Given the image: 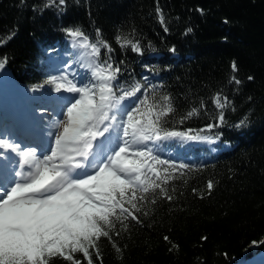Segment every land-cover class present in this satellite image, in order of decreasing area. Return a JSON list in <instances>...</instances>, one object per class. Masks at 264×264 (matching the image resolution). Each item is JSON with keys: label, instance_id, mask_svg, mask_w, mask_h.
Wrapping results in <instances>:
<instances>
[{"label": "trees", "instance_id": "obj_1", "mask_svg": "<svg viewBox=\"0 0 264 264\" xmlns=\"http://www.w3.org/2000/svg\"><path fill=\"white\" fill-rule=\"evenodd\" d=\"M44 0H0V59L7 57L4 70L18 83L39 92H56L62 80L48 58L69 50L61 27L80 26L95 42V29L115 50L121 65V82L140 83L148 88L147 104L142 105L145 120L168 108L160 116L168 130H204L219 139L215 152L209 144L165 141L154 154L170 163H187L188 169L157 166L161 179L147 173V184L160 183L171 201L158 188L137 190L139 212L125 204L140 222L111 217L115 227L104 230L96 246L102 264H236L264 250V0H69L67 13L58 18L43 8ZM169 31L165 33L157 8ZM35 8V11H34ZM203 10V13L199 11ZM227 21V23H225ZM187 28L191 33L184 35ZM12 35L11 39L8 37ZM139 41L142 54L122 49L116 36ZM99 46V45H98ZM175 46V52L170 48ZM101 48L99 64L104 59ZM235 61L237 72L231 69ZM235 76L239 85L230 83ZM55 77V83H46ZM131 77V79H129ZM249 77L253 79L249 80ZM147 80V84L144 83ZM217 93L231 101L223 111L225 124L208 132L219 110ZM169 96L164 101V96ZM155 105V107H150ZM195 107L197 113H187ZM235 108V111L232 108ZM246 125L234 127L241 118ZM126 119V117H124ZM229 148H224L225 144ZM183 149L192 160L173 158L162 152ZM134 158V157H132ZM149 163H152L149 161ZM212 181L209 192L207 183ZM195 189V191H193ZM153 199L155 203H152ZM118 211V210H117ZM119 232L117 236L116 233ZM167 236L168 240L164 237ZM202 237H207L206 240ZM256 243L258 248H252ZM93 264H100L96 251L89 248ZM74 257L87 264L82 253ZM51 264H70L56 257Z\"/></svg>", "mask_w": 264, "mask_h": 264}, {"label": "snow or ice", "instance_id": "obj_2", "mask_svg": "<svg viewBox=\"0 0 264 264\" xmlns=\"http://www.w3.org/2000/svg\"><path fill=\"white\" fill-rule=\"evenodd\" d=\"M74 2L78 4L79 0ZM69 7V0H44L40 14L50 9L60 18ZM199 11L203 13L202 9ZM157 13L164 32L168 33L169 28L159 7ZM60 31L74 47L90 49L92 61L83 66V73H71V80L65 81L67 87L57 85V93L72 95L64 105L66 113H62V116L66 119L60 121L63 131L49 134L54 139L55 147L50 146L41 153L42 159L35 148L31 152L22 151L19 143L7 133L0 132V264H51L56 257L70 264H83L74 257L73 253L77 252L83 254L87 264H93L90 247L95 249L96 259L102 264L96 241L101 236L111 239L109 231L104 230L105 227H115L111 217L121 224L129 217L140 222L139 217L125 207L128 204L136 212L140 211L136 202L143 201L145 197L137 195L138 189L148 192L149 187L158 188L162 198L168 201L173 199L160 183L147 184V173H153L160 180L157 166H167L163 169L165 176L162 181L166 183L171 179L169 168H190L187 163L177 165L170 163L169 159H161L158 153L154 154L153 148L148 147L149 142L157 144L176 139L200 141L209 138L204 130H168L160 121V116L172 111L171 108L160 111L156 119L145 120L143 117L150 112L144 113L141 106L147 104L148 88L142 89L140 83L129 85L128 80L121 82L123 61L115 60V50L102 39L99 28L95 29L96 41L92 43H88L89 37L80 26H62ZM191 31V28H187L184 35ZM12 35L14 33L8 39ZM115 39L122 49L131 46V51L142 54L139 41L133 42L126 37L122 39L119 35ZM7 42L0 38V46ZM101 48L105 50L101 61L104 68L96 71L95 61L100 57ZM175 50V46L170 48L173 53ZM6 62L7 57L0 59V69L4 68ZM231 69L234 73L238 71L235 61ZM104 71L110 74L101 75ZM94 76L99 79L94 80ZM55 79L53 77L46 83H55ZM144 83L147 84L146 79ZM230 83L239 85L241 81L233 76ZM40 88L37 85L33 90ZM162 99L168 101L169 96ZM222 99L223 102L217 93L215 106L219 113L214 118L215 123L206 124L208 132L222 127L226 122L223 110L231 101L227 96ZM232 110L235 111V108ZM195 113L197 109L193 107L187 116ZM246 121L247 117H243L233 126L243 127ZM113 134L120 143L116 148H105L104 141ZM219 135L217 132V139ZM132 148L138 150L130 152ZM3 149H10L23 158L16 162L22 167V172L13 173L21 175L23 179L4 180L6 161L10 157ZM47 152H51V155ZM207 188L211 192L212 181L207 183ZM152 203H155L154 199ZM164 239L168 240V237ZM202 239L206 240L207 237Z\"/></svg>", "mask_w": 264, "mask_h": 264}, {"label": "rangeland", "instance_id": "obj_3", "mask_svg": "<svg viewBox=\"0 0 264 264\" xmlns=\"http://www.w3.org/2000/svg\"><path fill=\"white\" fill-rule=\"evenodd\" d=\"M70 46H71L72 55H68L67 53H63L59 57H53L52 61H51L53 64H58L60 67V70H63L66 72V75L68 76L67 77L68 80H71V73L72 72L83 73L84 72L83 66L92 61V57H91V55H89L90 49L89 50H83L79 47H74L73 44L71 43V41H70ZM95 65H96V68H95L96 71H99L100 69H102L98 65L97 61H95ZM106 73L107 72L104 71L101 73V75L107 76ZM93 79L98 80L99 77L94 76ZM71 95L72 94H69V96H67V99H70ZM5 97H6V95L4 96V99H6ZM4 104L6 105L5 101H4ZM56 105L58 107H56L55 110L53 111L54 115H47L46 114V115H43L42 117H40V120L42 121V122H40V124L42 125L41 129H42V131L45 132L46 135H48V138H50V139H51V137L49 135L50 133H56V134L61 133V129H62L63 124L60 123V121L62 119H66L65 116H62V113H66V108L64 107L65 103H63V104L57 103ZM45 118H46V120H44ZM113 136H114V138H112ZM10 137L12 140H14L15 136L11 135ZM176 140H180V139H176ZM51 141L53 142L52 147H55L54 139L52 138ZM113 141L114 142L117 141L116 134H113L111 137H108L104 141V142H109L111 144V146L108 147V149L117 147V145H114L115 143H113ZM185 141L191 142L188 140H185ZM10 142H11V140H10ZM200 142H202V143H209V142L213 143L214 140H212L211 138H208L207 140H201ZM25 149H28V148H25ZM9 151L11 152L10 149H3V152H5V153H8ZM26 151L30 152L29 149ZM97 151L99 152L100 149L98 148ZM50 155H51V153H50ZM40 158L42 159L43 157L40 156ZM29 159H31V157H29ZM17 161L14 162V164H16L15 166H12V160L11 161L9 160V163H6V164L11 166L10 172L7 173V178L5 180L6 182H10L12 180H15L16 175H14L13 173H20L19 167L17 166L18 163H16ZM12 186H14V185H12ZM251 246H252V248H258L257 247L258 245L256 243L252 244ZM239 264H264V251H262L258 256L254 257L253 259H251L249 261H244V262L239 263Z\"/></svg>", "mask_w": 264, "mask_h": 264}, {"label": "bare ground", "instance_id": "obj_4", "mask_svg": "<svg viewBox=\"0 0 264 264\" xmlns=\"http://www.w3.org/2000/svg\"><path fill=\"white\" fill-rule=\"evenodd\" d=\"M97 77V76H96ZM9 81L11 82V83H13L12 82V80H11V77L9 76V77H5V76H3V75H1L0 76V84L8 91V92H10L11 93V95H13L12 96V98H11V100L12 101H19V99H18V97H20V94L18 95L17 94V92L18 91H21V90H19V89H14V87H12V84H10L9 83ZM21 92H23L24 94L23 95H25V99L26 100H28V95H30V93H27V94H25L26 92L25 91H21ZM22 95V94H21ZM6 109L8 110V109H10V107L8 106V105H6ZM34 113H35V115H37V116H39L40 114H41V112H36V111H34ZM9 170H10V167H5V172L6 173H8L9 172ZM21 178H23L22 176H20L19 177V179H21Z\"/></svg>", "mask_w": 264, "mask_h": 264}]
</instances>
